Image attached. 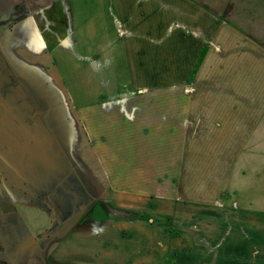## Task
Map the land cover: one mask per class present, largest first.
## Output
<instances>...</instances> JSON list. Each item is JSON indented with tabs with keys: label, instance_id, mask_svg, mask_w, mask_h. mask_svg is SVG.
Masks as SVG:
<instances>
[{
	"label": "crops",
	"instance_id": "1",
	"mask_svg": "<svg viewBox=\"0 0 264 264\" xmlns=\"http://www.w3.org/2000/svg\"><path fill=\"white\" fill-rule=\"evenodd\" d=\"M235 1L239 11L227 14L226 3ZM44 2L48 7L42 13L32 12L14 27L8 47L13 64L32 71L27 76L34 82H39V77L60 84L59 74L49 70L56 69L60 58L67 57L66 66H75L93 75L96 87L107 84L102 75L108 70L117 85L127 87L122 91L117 86L115 95L78 107L68 98L66 113L75 116L79 135L77 140L74 136L68 143L70 148L73 146L70 157L77 154L79 163L85 167L79 164V170L88 173L87 178L70 169V160L61 149L60 139L51 137L47 144L38 140L39 148H53L51 157L44 153L46 161L65 168L63 179L71 181L70 188L78 189L81 200L83 196L85 201L99 197L122 210L148 215L153 211L151 221L159 222L152 226L156 232L165 231L166 223H171L167 216L173 211L175 228L182 235L185 233L184 238L190 241L193 238L194 242L198 238H202V242L209 241L213 225L208 222L210 218H200L199 211L233 212L238 216L232 217L238 218V231L234 232V226L224 238H238V250L230 251L229 259L237 258L238 264H264V209L252 203L227 206L223 201H198L199 176L194 171L197 163L192 161L191 168L187 169L188 164L184 166L182 161L189 151L195 155L199 149L206 148L207 153L220 155L225 166L230 165L231 148H246L251 140L256 147L264 146V23L257 18V15L264 17V4L258 7L256 0H222L223 6L218 4L219 0ZM218 6L222 11L215 10ZM53 8L61 13L60 17L55 16L56 23H53L58 27H44L43 18L47 19ZM170 67L172 73L168 71ZM49 96L50 100L52 96ZM104 134H110L111 140ZM15 147H10L12 152L0 157H6L4 161L19 157ZM136 153L142 156L140 166L134 159ZM156 153L160 158L153 157ZM119 155L123 157L121 164ZM126 156L132 158L127 165L130 173H126L123 165ZM259 156L262 166L264 158ZM250 157L255 162L259 159L255 153ZM229 169L224 170L228 180L231 178ZM241 174L245 175L246 171ZM211 175L206 170L201 178ZM215 175L213 173L212 178ZM35 177L36 181L29 184L22 181L21 175L11 180L15 201L23 203L21 197L16 198L23 194L24 187L33 194L39 189L50 193L46 181L49 177ZM184 179L188 180L187 189ZM214 189V186L208 189L206 194H213ZM27 219L33 222L35 215ZM112 221L116 222L115 227L108 236L110 240L105 241L110 244L111 257L122 255L131 259L144 252H158L160 248L166 252L161 238L155 242L145 241L147 247L136 243L135 225L141 223L140 220L115 218ZM27 227L28 238L21 244H27L36 234L30 225ZM199 229L200 232L195 231ZM69 233L66 238L75 234ZM52 240L54 243L59 239ZM134 243L136 245L131 247ZM58 250V245H47L48 252ZM25 254V260L31 263L35 254Z\"/></svg>",
	"mask_w": 264,
	"mask_h": 264
},
{
	"label": "rangeland",
	"instance_id": "2",
	"mask_svg": "<svg viewBox=\"0 0 264 264\" xmlns=\"http://www.w3.org/2000/svg\"><path fill=\"white\" fill-rule=\"evenodd\" d=\"M44 1L45 0H0V14L2 15V13H8L9 10L13 8V6H17L19 4V15L20 17H23L31 12L37 11L38 8L47 5ZM263 2L264 0H256L255 3L256 6L259 7L263 6ZM198 3L201 4V2ZM204 3L206 4V2ZM218 4L220 6H223L222 0H219ZM5 5L7 8L5 7ZM238 5L239 4L237 1L226 3L227 7L225 11L227 12V14H232L233 10H238ZM221 8H219L218 6L215 10L217 12H220V10L222 11ZM244 8L246 7L244 6ZM258 12L259 10H257V14ZM253 13L256 14L255 11H253ZM60 15L61 13L58 17H60ZM4 17H2V19H4ZM257 18L263 21L262 22L259 20L261 23H264V17H260L257 15ZM12 39V32L8 30L7 34L4 36V40L1 41L3 44L2 48L5 52L9 51L8 47L12 42ZM262 39L264 41V35L262 36ZM50 57L52 58V56ZM66 63L67 57H63L62 59L60 58V61L57 63L56 69L52 68V70L50 68L49 70V72L52 71L53 74L57 72L59 75L57 73L56 74L60 77L62 83H49L48 81H46V79L38 77V79H40L38 82V86H41L42 89L45 90L46 95L51 94L53 96V99H50L51 107L59 108L56 110H52L48 117H46V120L50 122V118H55L54 122L51 121V127L54 130V136L60 139V141L63 143L64 141H66V143H64L65 145H63L62 143V149L68 155V158L70 160V169L74 170V173H77L78 171L79 173H81V171L79 170L80 163L77 154L74 157H70V151H73V146L72 148H70L68 143L70 140L74 139V136L77 140V136L79 135H77L78 125L77 121L75 120V116L67 115L66 113V103L68 101V98L71 97L70 99L75 104L74 106L78 107L81 104H88L92 101H95L96 99L100 100L106 98L107 96L115 95L117 86H119L122 91H126L127 87L125 84L121 86L117 85V83L113 81V73L108 70L107 73L102 75V78L107 82V84H101V88L103 90L102 91L101 88L96 87V78L93 75L89 74L85 70H80L78 67L66 66ZM110 69L112 70L111 67ZM27 70L28 71L24 70V72H26L27 74L32 72L29 69ZM172 70L173 68H168V71L170 73H172ZM193 73L194 70L191 73L192 76ZM161 74L163 75V70H161ZM188 81L191 82V80ZM262 105H264V101H262ZM63 110H65V113H63ZM104 135L108 141L111 140L110 134ZM9 147H11L12 149L16 148L15 145H9ZM33 148L35 151H37V147L34 146ZM241 148L236 146L231 148L232 150H229V155L231 158L230 165L225 164V166L223 163H221L222 159L220 155H213V152L207 153L206 148H202V151L199 149L197 154L195 152V155H191L189 151V154H185L183 156L182 161L184 160V166L188 164L187 169L191 168L190 163H192V161L194 163H197V166L195 165L194 171L197 172L199 176V178L197 179L198 195L196 196L198 201H205L209 199H211V201H223V203H225L227 206H233L234 204L248 206L250 203H252L258 208L264 209V163L262 164V166H260L259 163L260 160H262L261 158H259V155L264 158V146L256 147L254 141L251 140L248 142L246 148ZM239 151H242L243 154L238 155L237 153ZM254 153L259 158L256 162L253 158L250 157ZM139 155L140 154L137 153L134 154V159H136V165L138 166L142 165V160L140 158L142 156ZM117 157L119 159L118 163L121 164L123 162V157L120 155ZM153 157L157 159L160 158L158 153L153 155ZM5 158L6 157H0V163L2 162L0 164V181L2 182L0 184V195L2 194L1 190L6 191L3 194H11L13 192L11 186H14L12 184L13 182L11 183V180L14 179L16 175H23L25 177V182L28 184L30 183V181H36V175H39L41 178L48 176L49 179H46V181H48L47 183L49 185L50 192L53 191L54 193L51 200L53 204L58 207H53L52 211L47 210L44 216L38 215L36 213L35 219H32L33 222L27 219L29 216L24 212H21L23 221H20L17 214L15 216L10 210L7 211L8 222L6 220L4 225H2L0 228V261L6 262V264H21L18 262L19 253L16 252V250L18 249L20 243L28 237L29 230L27 225H30V229H34L38 234L42 230H46L53 225L60 224L61 213L67 217V215L70 214L71 210L72 212H77L80 202L77 203L76 208H74L75 203L73 199L75 198V196L77 199V194H72V199H70L68 195H65L66 192L63 189H59L60 187L58 186V184L59 182H61V179L63 178L65 173V168L60 167V164L42 160L33 161L32 159H29L27 163H24L18 157L11 159V161H4ZM131 159V156L125 157L123 165L127 169L126 173H130L131 169L128 168L127 165L129 164V161ZM80 165L85 169L84 164ZM228 167H230L229 170L231 172L230 180L226 179L224 175V170H226L227 172ZM206 170H209L212 175L208 178H201L203 175H206ZM189 171L191 172V170ZM242 171H246V174L242 175ZM213 173L216 174L214 178H212ZM217 174L221 175L217 176ZM83 175L85 178H87L88 173H83ZM91 175L92 174H90V176ZM5 179L7 180V182L4 181ZM71 180L74 181V179ZM187 181V179H184V186L186 184L187 186L189 185ZM255 182H257V184ZM105 183H108V181L105 180ZM67 186L69 187V185H66V187ZM213 186L215 188V192L213 194H206L208 192V189L212 188ZM240 186L241 192L239 191ZM184 188L187 189L189 187L185 186ZM22 190L24 193L25 187ZM76 190L78 189L76 188ZM37 191L40 192L41 190L39 189ZM63 193L64 195H62ZM8 194L4 196H8ZM30 194L32 193L30 192ZM186 195L190 194L186 193ZM11 197L12 199H15L14 196ZM78 197H80V195H78ZM103 197L105 198V196ZM24 198H31L34 201L31 195H26L24 196ZM88 201L82 202L89 203ZM104 201L106 200H100L99 197L92 198L89 213L86 218L78 219L79 224L78 226H76L77 229L75 228L76 230L73 236L66 238L67 234L69 233L68 227H62L61 229L59 228L56 230L58 234H51L47 236V238L39 239L37 244L38 251L34 252V254L39 256L44 264H238L237 258L229 259L228 256L230 251L237 252L238 238H224V235H228L232 227L235 226L234 232L238 231L236 226L238 218H232L233 216H238L233 212L228 213V211H224L222 209H207L199 211L200 216H202L200 218L205 220H207V217L210 218V221L208 222L212 223L213 225V235L211 236V238H208L209 241L206 240L207 242H209L207 244L205 243L206 241L202 242V238H198L196 242H194L193 238H191V241L190 238H184L183 236L185 233H183L182 235L179 229L175 228L176 218L174 217L175 214L173 211L171 212L170 216L168 215L169 217L167 216V220L171 221V223H166V229H164L165 231L161 232H156L152 228V226H156L157 224H159V222L157 221H151L153 211L150 212L152 213L150 214L151 216L143 213L144 218L140 220L141 223L136 222L135 225L136 227L134 231V239L136 243L139 246L147 247V243L145 241L155 242L159 238H161L160 243L163 247H165L166 252H164L160 248V251L158 252H144L140 256L131 259H128L122 255L111 257L110 244H106L105 241L110 240L108 236L111 235L112 229L113 227H115L116 222L112 221V219H118V217L121 218L124 215L122 213H119L118 211H115V207L117 206L111 203H106ZM111 202L113 203V201ZM103 203H105L104 208L108 209V211H110L112 213V216H114L115 218L110 217L107 212L103 211ZM38 205L40 208L44 206L41 202L38 203ZM33 213L35 214V212ZM39 214L42 213L40 212ZM229 224L231 226H228ZM204 230L208 229L204 228ZM195 231L200 232L201 229ZM190 234H192V232H190ZM195 234L199 233L195 232ZM56 237L59 240L53 243L52 239ZM63 238L66 239L63 241ZM33 242L34 238L32 243ZM49 244L58 245L60 250L55 253H52L51 251V255H49L47 251V245ZM134 245L136 244L134 243L131 247H134Z\"/></svg>",
	"mask_w": 264,
	"mask_h": 264
},
{
	"label": "flooded vegetation",
	"instance_id": "3",
	"mask_svg": "<svg viewBox=\"0 0 264 264\" xmlns=\"http://www.w3.org/2000/svg\"><path fill=\"white\" fill-rule=\"evenodd\" d=\"M46 7H48V5H44L41 8H38L35 13H42V11L46 9ZM19 8L20 6L18 4L17 6H13V8H11L8 13H2V15L0 14V156L2 154H5L6 152H12L9 145H16L17 156H19L18 158L24 163H27L29 159H32L33 161H46V155H48V157H51L50 151H52L53 153V148L52 150L50 149V147H48L49 149L47 150L43 147L39 148L37 146L38 140L41 142L43 141V144H47L46 141L50 140L51 137L53 140H58V138L54 136V130L51 127V118L50 122L46 120V117H48L50 112H52L53 110L49 100L47 99L48 95H46L45 90L42 89L41 86H38V82L32 81L27 76L28 74L24 72L22 68L13 64V62L11 61L12 56L10 52H5L2 48L3 44L1 41L4 40V36L7 34L8 30L12 32L14 27L20 22H22L25 17L30 14L29 13L26 16L20 17ZM59 11L60 10H58L57 8L49 10L47 15L48 18H43L44 27H51V25H55V27H58L57 24L53 23H56L54 19L56 15L59 16ZM2 17H4V19H2ZM16 126L20 127V130ZM34 146L37 147V151H33ZM21 178L22 181L25 182V177L21 176ZM4 181L7 182L6 179ZM69 182H71L69 179L64 180L62 178L58 186L60 187L59 189H63L66 192L65 195H68L70 199H72V194L70 193L77 194V199L75 196L73 201L75 203L74 208H76L77 203L80 202L78 211L72 212L71 210L70 214H68L67 217L61 213L60 224L53 225L52 227L47 228L46 230H42L38 234L36 233L37 235L33 234V236L27 241V244L20 243L18 249L16 250V252L19 253V263L44 264L39 258V256H37L36 254L35 257L32 259L33 261L30 263L31 260H25L27 256V254L25 253L31 252L32 254H34V252H37V244L39 239L45 238L51 234H58L56 230L59 228L61 229L62 227H68V232H70L69 235L72 234L77 229L76 226H78L79 224L78 219L87 217L90 210L89 207L91 204V200L88 201L89 203H85L87 201H85V197L83 196L82 201L85 202H82L81 197H78L79 191L76 190L75 187L74 189H72V187L70 189L69 187H66V185L70 184ZM1 183L2 182L0 181V184ZM1 192L2 194L0 195V228L2 225H4L6 220L8 222L7 211L9 210L15 216L17 214L20 221H23V216L21 212L28 214V216L36 215V213L38 215L44 216L47 210L52 211L53 207L58 208L55 204H53L51 200L54 194L53 191L50 193H43L42 191L36 194L32 193L33 196L32 194H30V192L25 191L22 195L16 198L18 199L21 197L23 203H19L12 199L11 196L14 195L8 193L3 194L4 192H6L4 190H1ZM6 194H8V196H4ZM26 195H31L34 201L31 198H24V196ZM62 195H64V193ZM40 202L44 205L42 208H40L38 205V203ZM104 204L105 203L102 204L103 211L107 212L110 217L114 218V216H112V213L108 211V209L104 208ZM33 212H35V214ZM40 212L42 214H39ZM33 238L34 242L32 243ZM33 244H35V246ZM54 251H52V253ZM50 253L51 252L49 251L48 254L51 255ZM0 264H6V262L0 261Z\"/></svg>",
	"mask_w": 264,
	"mask_h": 264
},
{
	"label": "trees",
	"instance_id": "4",
	"mask_svg": "<svg viewBox=\"0 0 264 264\" xmlns=\"http://www.w3.org/2000/svg\"><path fill=\"white\" fill-rule=\"evenodd\" d=\"M115 211H118L119 213H122L124 215L121 218L118 217V219L120 220L137 221V220H142L144 218L143 212H139V211L122 210L119 208H115Z\"/></svg>",
	"mask_w": 264,
	"mask_h": 264
},
{
	"label": "water",
	"instance_id": "5",
	"mask_svg": "<svg viewBox=\"0 0 264 264\" xmlns=\"http://www.w3.org/2000/svg\"><path fill=\"white\" fill-rule=\"evenodd\" d=\"M49 96V95H48ZM50 96H52L51 94H50ZM49 96V97H50ZM51 99H53V96H52V98ZM49 100V99H48ZM49 102H50V104H51V101L49 100ZM52 109L53 110H56V109H59V108H55V107H52ZM64 109H66V108H64ZM59 111V110H58ZM63 113H65V110H63ZM52 119V122H54V119L55 118H51ZM19 130H20V127H18V126H16ZM62 130V129H61ZM34 246H35V244H33ZM30 248V247H29ZM33 248V247H32Z\"/></svg>",
	"mask_w": 264,
	"mask_h": 264
}]
</instances>
